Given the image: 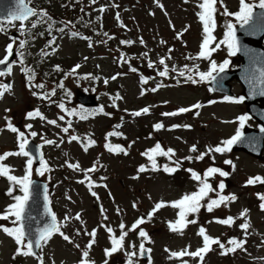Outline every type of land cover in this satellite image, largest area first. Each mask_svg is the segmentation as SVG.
<instances>
[{"label":"rangeland","instance_id":"obj_1","mask_svg":"<svg viewBox=\"0 0 264 264\" xmlns=\"http://www.w3.org/2000/svg\"><path fill=\"white\" fill-rule=\"evenodd\" d=\"M54 1L56 3L47 7V12L51 17L58 19V22H61L59 19L67 15L63 4L68 3L77 10L81 11L83 8L82 13H87L89 20L92 18L94 27L87 26L84 31L92 35L93 47L90 48L88 42L83 39L70 38L68 35H57L52 32L58 38L56 44L59 47L53 55L49 56L48 60H45L47 65L60 61L63 65L60 66L61 73H65L79 63L81 67L78 72L81 76L92 73L102 78H110L118 72L126 73V75L118 77L115 81L110 80L107 85L103 83V79L88 80L69 77L64 83L65 88L72 95L67 96L63 90H57V95L53 97L57 103L63 100L69 109L80 110L83 108L75 99L77 88H81L84 92L97 93V91L92 90L91 86L98 85L97 89L100 90L97 93L99 94V106H104L105 112L111 115L97 114L86 120L71 117L73 129L68 135H87L96 141L95 145L89 146L88 151L85 152L78 141L69 143L68 136L63 134L59 128L47 124L46 120L25 119L26 113L30 110H39L42 116L47 119H57L58 114L64 113L55 104L50 105L46 101L32 96L31 91L25 85V75L19 66L15 73L10 76L11 89L4 94L3 100L0 102V129H3L0 131V154L18 151L17 134L6 128V116L21 131H25V124H32L30 131H35L38 135L36 137L28 136V139L30 138L41 145L42 156L48 163L50 171L41 176L35 172L39 164H33L31 178L36 177L48 182L51 208L58 220L63 221L66 214L73 217L61 229L70 236L73 243L66 242L58 233H55L40 249L43 264H79L83 250L89 251L88 264H104L106 259H108L109 264H127L126 251H135L139 256L138 229L134 232L129 231L124 242V250L118 251L111 257H106L104 249L111 247L110 234L101 225L112 226L114 231L111 235L118 238L121 222L125 224V231H128L134 221L141 216H146L156 202L161 199L165 202L174 201L181 198L185 193L190 194L198 188L193 179L190 178L184 183L181 180L182 177H178L179 174L184 175L183 169L180 170V173L171 176L160 173V171H146L137 174L140 163L147 160L145 156L141 155L142 150L158 141L165 150L168 147L175 150L174 159L179 160L189 155L195 156V153L189 152L191 145L196 144L198 152L205 151L206 147H212V144L224 139L225 136L233 135V128L239 124L236 118L244 115V107L234 103L225 104L221 99L215 103L207 104L208 102L205 100L210 95L205 86L201 88L185 81L177 84L175 80H161L159 77H156L154 81H149L145 87H155L157 83H162L164 86L157 92L148 91L141 96L139 73H131L127 65L121 67L115 59L119 55V51L135 57L131 63L139 68L140 73L147 76H155V70L148 69L147 61L140 58V53L144 51H148L149 58L157 63L159 57L164 56L170 68L173 65L180 68L187 63L190 67L195 65L198 66L199 70L206 71L209 68V62L198 58L199 46L204 33L202 23L196 13L199 11L198 4L202 0H188L187 3L185 0H159L160 4L164 6L163 9L158 7L154 0H97L95 5L90 4L89 0ZM245 2L258 4L259 0H245ZM112 4H117L119 7L113 8L111 7ZM101 5L106 6V11L103 14L95 11ZM215 7V27L212 30L215 37L213 46L224 38L228 23L231 22L234 26L239 24L234 16L226 15L225 10L235 13L239 10L240 3L239 0H219ZM117 12L120 13V20L126 25V28H122L115 19ZM97 15H102L100 22L95 20ZM19 25L20 22H4L5 31L15 30L18 32ZM171 25H174V28ZM37 28L44 31V25ZM46 32H44L45 36L48 35ZM102 32H108L115 39L110 40L107 44L96 43V41L105 39L100 34ZM178 33L180 34L179 37ZM9 37V34L3 37L0 33V56L6 53L5 45L9 42ZM140 37L145 41L144 46L139 44ZM42 38L37 39V44H42ZM121 39H131L135 43L132 46L120 45ZM161 40L165 41V44L162 45ZM3 44L4 47H2ZM169 48L173 49L170 54ZM47 51L51 52L50 49ZM84 57H89V59L85 60ZM211 57L219 63L228 59V67L231 68L237 67L239 63V59L237 57L235 59V55H229L226 45H222L220 49L212 53ZM97 65H99L98 68ZM174 75L176 74L170 73V76ZM50 77L56 79V82H60L63 75L60 80H57V77L53 78L54 75ZM36 82H44L46 87L50 86L47 89L45 87V90H50L56 86L55 82L47 81L44 77L37 78ZM33 90L40 91L38 89ZM234 90L239 91V87H234ZM117 93L122 99L116 102L118 106L113 107L111 97ZM203 101L205 106H201L194 112L172 117L161 115L163 112H171L179 107H188L193 103L202 104ZM145 106L151 108V114L135 118L128 114ZM5 109L10 111L6 112ZM57 122L65 126L64 122L59 120ZM156 122H162L165 125L164 129L153 131L152 126ZM118 124L122 126L115 128L114 126ZM173 124H188L191 125V128L179 127L171 131L168 130ZM109 131H118L123 134L122 137H110L109 142L113 146L119 144L125 147L127 155L114 151L109 152L105 149V134ZM148 131L151 134L147 133ZM26 135H28L27 132ZM41 136L55 140L59 147L43 145ZM133 141L135 143H132ZM129 144L132 145L130 148L128 147ZM66 153L67 155H65ZM213 155L215 161L220 163V166H216L229 171L231 174L228 178H221L216 175L212 178V180L214 179L213 183L209 182L215 188L219 181L224 179L227 186L224 194H235L237 200L231 202L227 207L221 206L212 213H208L206 209L202 208L198 214H190L188 219H198V223L189 224L182 234L173 233L168 228V223L175 222L178 218L177 209L165 206L158 210L151 222H146L140 226L150 236L151 242H146L145 247L148 246L151 249L149 256L152 264H183L184 260H187L189 264H199V258L177 257L170 259L169 252H166L165 249L180 251L188 247L189 251L196 250L202 246V238L197 235L201 226L206 228L207 234L213 238L219 237L224 242L233 236L243 238V233L238 227L243 220L237 219L236 224L232 227L215 222L209 223V221H212L214 217L226 218L228 215L238 217L239 212L244 208L249 209L246 218L251 225L245 244L246 250H237L235 253L221 255L219 247L214 245L212 246L213 250L205 255L203 264H264V243H262L264 240V212L259 208V200L256 195L263 191L264 184L244 186L250 176L260 175L264 177V163L260 159L256 160L245 154H236L235 150L229 155L230 158L234 159L233 162L236 165V169L233 171L231 166L223 163L225 159H228L227 154L214 153ZM26 161L27 157L13 155L7 157L4 163L12 169L10 174L19 177L24 174ZM66 161L73 164L78 163L80 168L70 169L66 166ZM97 162L99 165L97 170L89 175L93 182L91 190L97 193L98 199L90 194L87 183L78 182L84 179L82 170L90 168ZM212 162V157L208 156L202 161L190 163L193 170L202 175L203 168ZM183 163H187L185 169L190 168L188 161ZM137 175L138 178H134ZM9 186V181L0 177V214L4 212L7 205L13 202L7 194ZM17 194L19 193L17 192ZM134 201L138 205L137 208H133ZM101 206L104 209V215L101 214ZM117 208L121 210L119 215L116 211ZM76 213H80L83 225L74 219ZM0 224L11 226L4 220H0ZM85 228L88 232H91L93 228L97 229L95 243L91 249H86L91 237L85 235ZM76 229H80V235H76ZM132 244H135L136 247H130ZM75 245H79L80 248L77 249ZM16 247L14 239L0 229V264H40V261L34 256L24 257L20 255L13 259ZM136 264H148V258L146 261H142L141 258L137 259Z\"/></svg>","mask_w":264,"mask_h":264},{"label":"snow or ice","instance_id":"obj_2","mask_svg":"<svg viewBox=\"0 0 264 264\" xmlns=\"http://www.w3.org/2000/svg\"><path fill=\"white\" fill-rule=\"evenodd\" d=\"M158 7L163 9V5L160 4L159 0H154ZM187 3L188 0H185ZM2 3V0H0ZM89 3L95 5L97 0H89ZM219 3V0H202L198 4L199 11L196 13L198 19L202 23L203 37L202 42L199 46L198 58L206 60L209 62V68L206 71L199 70L198 66H189L187 63L180 68H177L173 65L171 68L168 63H166V58L164 56L159 57L158 63L154 62L149 58V52L144 51L140 53V58L147 61V68L155 70V76H147L143 73L139 72V68L133 66L131 61L135 59L133 56L126 55L125 52L119 51V55L115 57L119 65L122 67L127 65L128 70L131 73H139V83L141 84V92L140 95H145L148 91L157 92L164 85L162 83H157L155 87L146 88L145 85L149 84V81H154L156 77H159L161 80L163 79H172L175 80L177 84L180 83V79L182 78L186 83L197 84V83H206L209 85H216L222 79L221 74L224 73L225 69L229 65V60L225 59L222 63H219L213 59H211L212 53L216 52L221 48L222 45H226L227 51L229 55H235L237 52H243L244 55L248 58L249 66L245 69L244 79L249 86V95L251 97L261 96L264 97V52H257L254 49H250L247 47H242L240 45L239 40L235 34V26L233 23L227 24V31L224 34V38L220 40L218 43H215L213 46V41L215 37L212 34V30L215 27L214 15L216 12V5ZM240 7L239 10L235 13L228 12L225 10V14L229 16H234L236 21L239 23L241 28H246L249 35H254L257 32H264V12H261L259 16H255L253 9L258 7L260 9H264V0H259L258 4L246 3L245 0H239ZM30 0H12V6L8 9L4 17H0V33L5 32L4 20H7L9 23H13L16 21L20 22L18 32L21 37H26L30 34L31 29L37 28L39 24L46 23L48 29V35L50 39L47 41L45 45V49H42L40 52L41 57H49L51 54H54L58 50V45L56 44L57 36L52 34L53 25L56 21L50 14L45 10H37L34 7L29 6ZM111 7L118 8L119 5L112 4ZM84 9L81 8V12ZM99 13L103 14L106 11V6L101 5L98 9H95ZM154 14V13H151ZM165 14H167L165 12ZM35 17V22L31 23V28L26 27V22L30 20V18ZM115 19L120 23L122 28H126V25L120 20V13L117 12L115 15ZM97 22L102 20V15H97L95 17ZM81 23H84L83 17H81ZM171 23V22H170ZM88 26H93L92 21H87ZM174 28V25H171ZM94 27V26H93ZM102 27V25H101ZM55 31L67 34L70 38H80L88 42V46L93 47V40L91 37L87 35H82L79 31L75 30L72 21L62 22V26L55 29ZM99 31V30H97ZM44 33H41L43 35ZM105 39H101L96 41V43L107 44L110 40L115 39L114 36L110 35L108 32L100 33ZM179 37V33L177 34ZM9 39L12 41L8 43L5 48L6 54L3 59H0V65H3V68H0V77H7L12 73L13 63H19L21 72L25 75V85L31 91L33 97L46 101L47 103L55 104L58 109L64 114H58L57 119H47L42 116L39 110H30L26 113L25 119L39 117L43 120H46V123L52 126H55L60 129V131L68 136V142L71 143L73 141H78L83 150L85 152L88 151L89 146L95 145L96 141L91 139L89 136H81L79 134L68 135L70 130L73 129V120L71 117H78L80 120H86L90 117H94L97 114L111 115L110 113L105 112L104 106H98L94 109H80L77 110L75 108L69 109L66 107L63 100L57 103L53 99L57 95V89L63 90L67 96H71L72 93L65 88L64 81L69 77H75L77 79H88V80H100L103 79V83L105 85L109 84L110 80L115 81L118 77L122 75H126V73L118 72L109 77H101L94 75L92 73H86L82 76L79 74L78 70L81 65L79 63L75 64L70 71L63 73V78L60 82L52 87L50 90H45L44 82L37 83V73L35 68L32 66L26 65V58L29 53L26 51L29 46V39L26 38H17L16 36H11ZM18 47L14 49V45L17 44ZM135 41L131 39H121L119 41L120 45L132 46ZM160 43L163 45L165 41L161 40ZM139 44L141 46L145 45V41L142 37L139 38ZM46 49H51V52ZM15 51V55L17 57V61H10V57L13 55ZM173 51L172 48L168 49L169 54ZM170 58V56H169ZM85 60L89 59V57H84ZM190 59H192L190 57ZM99 65H97V68ZM53 70L56 72H61L62 69L60 65L53 66ZM170 73H175L176 75L170 76ZM12 85L10 83L0 82V97L11 89ZM33 89L40 90L39 92L34 91ZM218 89L216 87H209V91L215 92ZM122 99V97L117 93L115 96L111 97L112 106L116 107L117 101ZM223 101H230L233 98L230 96H223ZM239 102V101H236ZM167 103V102H165ZM209 104L215 103V101H208ZM201 107L200 103H193L188 107H179L177 110L171 112H163L162 116L172 117L179 114H185L189 112H194ZM6 112L10 111L9 109H5ZM128 112L127 109H125ZM132 117H140L142 115L151 114V108L149 106H145L139 110H134L128 113ZM198 114V113H196ZM123 119V118H122ZM239 122V127L235 130L234 134L231 135L230 138L222 139L218 142L214 147H206L205 151L198 152V146L193 144L189 148V152L198 153L195 156H186L182 159H174L176 153L175 150L171 147H168L166 150L161 146L159 142L155 144L154 147L147 149L145 152L141 153L142 156L147 158L149 162L147 165H140L137 169V174L144 173L146 171H159L163 170L165 173L169 175L175 174L178 170H181L182 164L184 161L188 162H199L205 159L208 156H211L213 159V163H215V154H226L230 153L234 146L240 144L245 140L242 129L245 127V122L249 119L246 115H241L236 118ZM6 120V128L10 130L12 133L17 134L16 140L18 143V151L16 152H4L0 154V177H4L9 181L8 195L12 198V203L6 206V209L2 214H0V220L7 221L11 226H4L0 224V229L4 233H6L9 237L14 239L16 244L15 255L16 256H34L40 264H43V258L40 255V249L47 241L51 238L54 233H58L66 242L73 243L70 236L65 234L61 229L69 223L73 217L69 215H65L63 221H58L56 214L51 210L49 206V191L48 185L45 184L42 186V199H43V213L42 215L47 218V222L43 223L42 227H37L35 229L30 228L29 222L36 220V217L32 216L29 212V207L31 201L34 197L35 193V181L32 177V168L34 164V160L39 161V166L36 167L35 172L41 176H43L46 172L50 171L48 163L45 161L43 156L40 154L41 145H37L35 149L30 144L28 136L36 137L38 135L35 131H30L32 129V124H25V131H21L16 126L13 125L11 119L9 117H5ZM64 122L65 126H62L57 121ZM122 125H115V128H120ZM153 130L159 131L164 129L165 125L162 122H156L153 124ZM179 127H184L186 129H190L191 125L184 124L178 125L173 124L169 127L168 130H174ZM3 129H0L2 131ZM261 132H264V127L260 128ZM26 132L28 135H26ZM122 137L123 134L118 131H109L105 134V144L104 147L109 152L123 153L127 155V149L119 144L113 146L109 142L110 137ZM126 139V137H124ZM41 140L43 145H54L59 147L56 144V141L53 139H47L41 136ZM63 142V141H61ZM132 143H135L133 141ZM248 143L252 146L253 150H256V142L254 140H249ZM132 145L129 144L130 148ZM23 156L27 157L26 166L24 170V174L22 176H16L10 174L12 169L4 163L5 159L10 156ZM67 155V153L65 154ZM157 157H164L167 159V163L163 165H159L157 163ZM66 166L70 169H79L80 166L78 163L73 164L70 162H65ZM224 165L231 166L233 171L236 169V165L234 164L232 159H225L223 161ZM98 162L94 163L90 168L84 169L83 175L84 179L78 181L79 183H87L90 194L93 197H97V193L92 191L93 182L90 177V173H93L97 170ZM185 171L190 173L191 179H193L198 188L196 191L189 193H185L181 198L171 201L165 202L161 199L159 202L154 204V207L147 212L146 216H141L137 218L134 223L131 225V228L128 231H125V224L121 222L119 225L120 235L117 238L114 235H111L114 231L113 227L110 225H101L106 228V231L110 234L109 239L111 241V247L105 248V256L111 257L113 254L118 251L124 250V242L129 234V231H136L138 229V237H139V256L135 251H126L125 256L127 260V264H136L137 259L140 258H148V264H152L150 259V248L145 247L146 242L150 241V236L148 232L140 227L146 222H151L154 217V214L162 209L165 206H171L174 209H178L177 216L178 218L175 222H169L168 228L173 233H183V230L189 224L198 223V219H188L190 214H198L202 208L206 209L208 213H212L214 210L219 209L221 206L227 207L231 202L237 200V196L235 194L225 195L224 191L226 189V183L224 179H221L219 183L214 188L212 183H210V179L214 178L218 175L221 178H228L230 176V172L222 169L217 166H209L206 170L203 171V174H199L195 170L188 168L184 169ZM134 178H138V175ZM103 179V177H101ZM257 184H264V177L260 175L250 176L247 178L245 182L246 186H252ZM106 187V185H105ZM19 194H15V193ZM257 198L260 201L259 208L264 211V193H257ZM150 198V197H149ZM70 199V197H68ZM98 199V197H97ZM206 201V203H204ZM138 205L134 201L133 208H137ZM117 214H120V209H116ZM249 209L244 208L239 212L238 217H234L232 215H228L226 218H218L214 217L212 221L209 223L215 222L220 225H225L232 227L236 224L237 219L243 220V222L239 223L238 227L243 233V238H237L235 236L229 237L226 242L221 241L219 237L213 238L209 234H207L206 228L204 226L199 227L197 235L202 238V246L196 248L194 251H189L188 247L180 251H170L165 249L166 252H169V258H177V257H191V258H199V264H203L205 255L213 250L214 245L218 246L220 249L221 255H228L231 253H235L237 250H246L245 244L247 242V237L249 235V229L251 227L247 217ZM101 214L104 215V209L101 206ZM74 219L76 221H80L83 225V221H81L80 213H76ZM105 219L107 217L105 216ZM97 234V229L93 228L91 232H88L85 228V235L91 237L86 245V249H91L93 244L95 243V237ZM76 235H80V229H76ZM264 243V240H262ZM77 249L80 248L79 245H75ZM130 247L135 248L136 245L132 244ZM89 251L83 250L81 253V259L79 264H88ZM104 264H109L108 259L105 260ZM183 264H189L187 260L183 261Z\"/></svg>","mask_w":264,"mask_h":264},{"label":"water","instance_id":"obj_3","mask_svg":"<svg viewBox=\"0 0 264 264\" xmlns=\"http://www.w3.org/2000/svg\"><path fill=\"white\" fill-rule=\"evenodd\" d=\"M11 6H12V0H2V3H0V17H4L6 12ZM253 12L255 16H259L261 12H264V9L255 7ZM235 34L242 47L254 49L257 52H264V49H262L260 45L264 38V32H257L254 35H249L246 28H241L240 26H237L235 28ZM236 54L242 59V63L240 67L236 70H233L231 72L224 71V73H226L225 78L226 77L228 78L227 81L232 80L233 78L240 80V84L243 87L242 94L247 96L246 99H243V102L246 104V108L250 112V110H252L251 107L253 108L254 106L253 103L255 101V98L259 96L251 97L249 95V86L244 79L245 69L249 66L248 58L244 55L242 51L237 52ZM1 66L2 68L4 67L3 65ZM224 73H222L221 76H223ZM209 86L216 87L218 90L215 92H221V93H227V94L229 93L228 92L229 86L225 84V81L224 82L219 81L218 84L209 85ZM77 99L79 100V102H81L83 105H86V106L97 105L95 94H87V93L79 92L77 94ZM30 144L33 147V149H35L36 145L31 141H30ZM37 162H38V159L34 160V163H37ZM33 180L35 181V185H36V188H35L36 194L34 195L31 201L29 212L32 216L36 217V220L30 221L29 226L30 228L35 229L37 227H42L43 223L47 222V218L42 215L43 213L42 186L45 185V182L38 180V179H33Z\"/></svg>","mask_w":264,"mask_h":264},{"label":"trees","instance_id":"obj_4","mask_svg":"<svg viewBox=\"0 0 264 264\" xmlns=\"http://www.w3.org/2000/svg\"><path fill=\"white\" fill-rule=\"evenodd\" d=\"M84 17H86V16L84 15ZM79 25H80V23H78V26H79ZM81 27H85V28H86V25H85V26L81 25ZM97 86H98V85H97ZM176 173H177V174L180 173V170H178ZM178 177H182V178H183V175H182V174H179ZM179 181H181V180H179Z\"/></svg>","mask_w":264,"mask_h":264},{"label":"flooded vegetation","instance_id":"obj_5","mask_svg":"<svg viewBox=\"0 0 264 264\" xmlns=\"http://www.w3.org/2000/svg\"><path fill=\"white\" fill-rule=\"evenodd\" d=\"M221 96V95H220Z\"/></svg>","mask_w":264,"mask_h":264}]
</instances>
